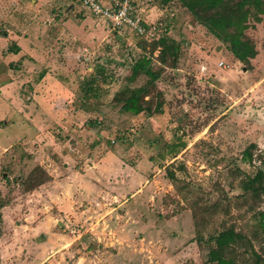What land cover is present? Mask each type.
<instances>
[{"label": "rangeland", "instance_id": "obj_1", "mask_svg": "<svg viewBox=\"0 0 264 264\" xmlns=\"http://www.w3.org/2000/svg\"><path fill=\"white\" fill-rule=\"evenodd\" d=\"M169 8L179 58L155 82L161 113L146 119L109 104L147 43L81 10L78 0H0L1 42L8 39L2 31L11 37L16 26L22 38L36 34L27 40L53 51L29 61L24 44L17 55L6 52L8 39L0 56V264H218L207 261L204 240L221 226L261 252L255 206L240 197L235 169L250 175L260 166L255 155L264 158V20L248 21L257 54L244 66L177 3ZM91 76L100 112L91 101L79 104L77 86ZM88 120L99 122L98 133L83 129ZM118 131L129 134L125 142ZM96 136L103 145L86 158ZM248 145L255 146L253 167L241 161ZM106 151L118 168L129 167L128 186L123 176L115 182L116 167L114 174L101 167ZM35 163L51 182L24 201L13 180ZM91 166L98 177L81 175ZM246 253L243 264H250Z\"/></svg>", "mask_w": 264, "mask_h": 264}, {"label": "trees", "instance_id": "obj_2", "mask_svg": "<svg viewBox=\"0 0 264 264\" xmlns=\"http://www.w3.org/2000/svg\"><path fill=\"white\" fill-rule=\"evenodd\" d=\"M152 2L153 0L149 3L145 2L146 7L153 5ZM174 2L191 17L194 24L203 28L207 34L221 43L240 64L247 66L249 61L256 56L255 44L246 36L245 31L248 29L249 19H252L254 23L264 20V0H159L164 12L158 18V22L163 24L164 31H161L157 40L151 41H144L133 34L148 44V51L144 52L143 50V53L133 60L128 74L123 78L124 87L116 91L111 97L110 104L108 103L112 110L136 117L144 116L146 119L161 113L162 103L161 100L158 101L160 94L156 91L155 82L160 78L165 68L175 69L180 52L179 42L170 37V26L174 23L175 12L169 8V4ZM170 13H172V17L169 16ZM18 51L19 48L12 42L6 48L7 53L16 54ZM137 78L144 80L135 86L134 82ZM81 81L83 82L77 86V92L81 94L80 106L86 107L85 105L91 101L95 105L94 110L100 112V108L103 106L101 99L97 98L99 92L95 87V78L91 76L89 79ZM147 122L146 120L145 123ZM98 123L96 120H88L86 125L98 127ZM119 132H116V140L125 142V137L129 134L124 135L122 132L118 134ZM254 148V145H248L241 152V161L247 166L253 163ZM255 160L259 162L260 166L252 174L246 175L235 170L237 174L241 175L238 183L241 190L240 197L243 201H252L255 206L253 209L255 225L258 235L263 239L261 252H255L246 236L236 231L232 226H221L217 232L210 234L204 240L207 245L208 262L243 264L246 260L244 254L248 252L250 264H264V158L255 155ZM15 177L13 183L20 187V194H29L50 181V177L39 165H34L25 174L16 173ZM167 178L172 180V174L169 173ZM2 179L8 183L9 178L3 177V174ZM4 205L0 202V209ZM258 205L262 207L258 208ZM1 230L0 215V234ZM200 240L199 237L196 242L200 243Z\"/></svg>", "mask_w": 264, "mask_h": 264}, {"label": "built area", "instance_id": "obj_3", "mask_svg": "<svg viewBox=\"0 0 264 264\" xmlns=\"http://www.w3.org/2000/svg\"><path fill=\"white\" fill-rule=\"evenodd\" d=\"M78 2L81 10L106 20L112 29H126L144 41L157 40L161 31H164L163 24L158 22V18L149 20L145 8L136 4V0H78ZM146 2L149 3L151 0ZM169 16L172 17V13ZM217 66L223 67V63L219 62ZM109 143L112 144L113 140Z\"/></svg>", "mask_w": 264, "mask_h": 264}, {"label": "crops", "instance_id": "obj_4", "mask_svg": "<svg viewBox=\"0 0 264 264\" xmlns=\"http://www.w3.org/2000/svg\"><path fill=\"white\" fill-rule=\"evenodd\" d=\"M146 7V6H145ZM161 8V7H160ZM160 8H158V7H156L155 5H150V6H148L147 8H145V10H146V12H147V17L150 19V20H154V19H156L157 18V13H160V14H162V10H160ZM19 9H21V8H19ZM159 14V15H160ZM2 21V20H1ZM2 26H4L5 27V25H4V20L2 21V24H1ZM10 26H11V24H10ZM14 31H16L15 32V35H13V36H11V37H8L7 35H6V37H4V34L5 33H3V31H2V35H1V38L3 39V38H8V39H10V41H12L13 43H15L16 45H17V47L19 48L20 47V43L21 44H24V45H26L27 46V48L28 47H30V53H29V56L28 55H26V57H27V59H29V61H30V59H36L37 57H38V59L39 58H46V57H48V56H50V55H52V49L51 48H49V50L48 51H45V50H43L42 51V49L39 47V46H37V45H35L34 43H33V41L32 40H27V38L28 39H31V38H35V40L37 41V35L35 34V35H30V36H27V38H22V37H25V36H23L24 34H22V36H20L19 34H18V30H17V28H16V26H15V29H14ZM21 32H24V30H22ZM20 32V33H21ZM25 33V32H24ZM26 34V33H25ZM27 35V34H26ZM31 37V38H30ZM22 38V40L23 39H25V40H27V41H29V42H27L26 44H25V40H23V41H21L20 42V39ZM8 39L7 40H5L4 42H1L0 41V56L1 55H4V53H2V50H3V48H4V45H5V42H7L8 41ZM25 41V42H24ZM30 43V44H29ZM4 44V45H3ZM19 51H20V48H19ZM19 51L16 53V54H13V53H9V54H12V55H17L18 53H19ZM56 52V51H55ZM57 53V52H56ZM2 57V56H1ZM1 59V58H0ZM42 64V63H41ZM5 81H8V80H5ZM6 83V82H5ZM1 85H2V83H0V87H1ZM4 86V85H3ZM58 127H60V126H58ZM83 129L84 130H88V131H91V132H96V133H98L97 131H99L98 130V128L96 127V126H91V127H89V126H87L86 124H85V127H83ZM64 135H67V133L66 134H64ZM97 135V134H96ZM103 137H100V136H96V138L93 140V144L90 146V149H89V151H87L86 152V158H89L90 157V155L91 154H93L95 151V149L96 148H98V147H100V146H98L99 144H101V145H103ZM102 140V141H101ZM109 141L107 140V141H104V144H109V145H107V146H110L111 144L110 143H108ZM72 147V146H71ZM9 148V147H8ZM93 149V151L91 152V150ZM6 150V148H4L3 149V151L2 152H4ZM90 154L89 156H87V154ZM93 156V155H92ZM102 156V155H101ZM23 157H24V155L23 156H21V159H23ZM105 158H107V161H108V163H106V165L105 164H103V162H101V167H106V168H108L109 170H110V172L111 173H115L114 172V168L116 167L117 168V170L119 171V174H120V176H117L116 178H115V182L116 183H119L120 184V178H121V176H123V179H126L127 177L125 176V174L124 173H126V172H128L129 171V167H125L124 166V164L123 165H121L120 164V166H121V169L120 168H118L117 167V161L118 160H115V158H114V156H112V154L109 152V151H106L105 153H104V155H103V157H102V159L104 160ZM90 159V158H89ZM13 162V161H12ZM99 163V162H98ZM34 165H39V164H37V163H35ZM33 165V166H34ZM32 166V167H33ZM39 166H41L42 168H43V166L42 165H39ZM88 166V165H87ZM77 168L80 170V171H82V169H80V167H78L77 166ZM31 169V168H30ZM44 169V168H43ZM98 168H96V167H93V166H91L90 167V169H88V170H90L89 172L86 170L85 172H81V175H84L83 173H85V175L86 174H88V175H92V176H97V172H96V170H97ZM45 170V169H44ZM99 170V169H98ZM113 171V172H112ZM45 172H46V170H45ZM47 173V172H46ZM48 175V174H47ZM98 177V176H97ZM99 180H100V178H99ZM98 179L97 180H91V182L95 185L96 184V182H98L99 181ZM49 182H51V179H50V181ZM49 182H47V183H49ZM90 182V183H91ZM47 183H45V184H47ZM54 183V182H53ZM53 183H51V184H53ZM45 184H43V185H41V186H39L37 189H35V190H33L31 193H29V194H21L23 197H24V201H25V199H26V197H28L29 195H31L32 193H34V192H36L37 190H39V189H41V188H43V187H45ZM118 184V185H119ZM55 185H59V183H54L52 186H55ZM125 185H127V179L125 180ZM128 186V185H127ZM38 192V191H37ZM129 192V194H130V196L128 197V198H130V197H133V195H134V193H132V191H128ZM40 195L42 194V193H39ZM133 194V195H132Z\"/></svg>", "mask_w": 264, "mask_h": 264}]
</instances>
